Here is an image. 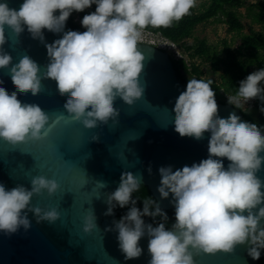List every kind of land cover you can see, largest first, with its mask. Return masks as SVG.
<instances>
[{"label": "clouds", "instance_id": "1", "mask_svg": "<svg viewBox=\"0 0 264 264\" xmlns=\"http://www.w3.org/2000/svg\"><path fill=\"white\" fill-rule=\"evenodd\" d=\"M195 4L196 0H23L15 9L7 0H0V69H8L15 86L10 93L0 86V139L12 145L40 139L48 114L35 103H22L17 94L35 96L42 78L54 80L60 95L67 94L64 109L85 128L109 119L116 122L119 109L113 106L114 100L119 97L132 105L143 92L138 77L144 55L137 47L142 30L168 27L188 15ZM91 5L95 10L80 20L85 31L64 30L73 11ZM5 26L17 36L26 27L33 39L44 43L48 63L42 73L27 55L12 63V56L3 49ZM43 29L62 36L46 43ZM210 85L211 81L188 79L174 103V131L195 139L203 138L206 131L210 136L208 156L199 163L175 171L171 166L158 168L157 192L161 199L172 196L169 202L174 206L175 221L171 228L165 226L167 214L151 197L142 201V208L136 206L133 193L141 183L133 173H121L117 188L107 195L105 215H111L117 206H128L127 212L113 221L112 229L125 260L141 255L138 241L144 236L148 237V264H195L196 254L231 253L236 245H247V255L253 260L260 258L264 249V181L256 173L264 161L259 155L264 151V135L257 124L241 121L234 112L220 117ZM254 98L264 102V67L240 80L236 94L227 96V102L242 109ZM259 110L264 113V103ZM220 158L229 161L226 168ZM30 185L6 189L0 184V231L14 233L21 226L27 230L28 212L37 222L58 219L55 208L42 209L30 203L33 195L42 191L53 194L57 182L40 175L32 177ZM145 216L159 217L160 222L156 226L145 223ZM95 227V216L86 215L83 231Z\"/></svg>", "mask_w": 264, "mask_h": 264}, {"label": "water", "instance_id": "2", "mask_svg": "<svg viewBox=\"0 0 264 264\" xmlns=\"http://www.w3.org/2000/svg\"><path fill=\"white\" fill-rule=\"evenodd\" d=\"M22 2L7 0L9 7L15 9ZM64 30L85 31L74 29L68 19ZM42 31L46 43L62 36L46 29ZM5 37L3 49L12 56V63L27 55L41 68V73L44 71L48 63L44 43L33 39L26 27L17 36L5 26ZM137 47L144 55L138 77L143 92L132 105L119 97L114 100L113 106L119 109L116 122L109 119L105 124L85 128L64 109L67 94L60 95L56 82L50 78L41 79V90L35 96L30 92L17 94L22 103L37 104L49 120L40 139L15 145L0 139V184L6 189L17 185L30 188L34 176L54 179L57 190L51 195L46 191L33 195L30 203L42 209L55 208L59 216L53 222H37L28 212L27 230L21 226L14 233L0 231V264H148L147 236L138 241L141 255L125 260L118 247L117 232L112 230L113 221L119 220L117 212L114 208L111 215L104 214L107 195L117 188L121 173L131 172L140 177L141 185L150 189L160 208L174 209L169 202L171 194L161 199L157 192L158 168L171 166L175 171L207 158L210 133L206 131L203 138L195 139L174 131V103L186 84L178 77L168 51L142 42ZM0 81V86L9 93L15 90L7 68L0 69ZM216 103L220 117L226 118L234 112L241 121L253 123L241 109L229 103ZM261 134L264 135V128ZM259 155L264 156V151ZM220 159L226 168L229 161ZM256 175L264 181V161ZM90 214L95 216L97 227L84 232V218ZM145 223L156 226L149 217ZM246 248L247 245H236L231 253L201 252L193 259L195 264H258L264 249L260 258L253 260Z\"/></svg>", "mask_w": 264, "mask_h": 264}, {"label": "trees", "instance_id": "3", "mask_svg": "<svg viewBox=\"0 0 264 264\" xmlns=\"http://www.w3.org/2000/svg\"><path fill=\"white\" fill-rule=\"evenodd\" d=\"M209 1L208 6H206L203 10H197L195 4V6L190 9L188 15L184 16L179 21H173V23L168 27L147 26L146 29L161 32L165 37L175 41L180 46L182 51L183 49L187 50L191 57H200L209 61L215 72L222 70V82H218L213 78H204L203 70L198 64H189L185 58L173 59L177 75L184 84H187L188 79L192 78L211 81L210 86L213 88L215 93V100L221 103H228L227 96L236 94L239 81L244 79L250 72L255 71L252 68V64L257 61L256 64L258 67H264V31L243 35L241 45L244 48L251 49L252 55H254V57L246 59H242L240 53L232 50L229 46L226 47L225 56H222L204 39L196 43H188L186 38L192 35L193 30L199 23L208 21L214 17H220V15H222L220 19L228 24V29L230 31H241L244 28L238 9L246 4V0ZM248 8L253 10L254 20L260 23L264 30V0L250 3L248 4ZM255 8L256 10L254 12ZM94 10L95 5H91L89 8L79 12V14L83 17V15L87 14V12L90 13ZM76 12L77 11H73L68 17L70 26L74 29L86 30L81 24L75 22L74 19ZM254 100L258 108H260L262 103H264L255 98ZM241 110L247 119L257 124L258 127L264 128L262 127L264 126V113H260L257 117H255L253 112L244 108ZM150 197L156 201V198L146 185H140L138 190L133 193V198L136 199V206L138 208H142V201ZM161 209L168 217V221L165 222L166 228L171 227V224L175 221L174 209ZM115 210L117 212V218L120 219V217L127 212L128 206L126 205L124 208L117 206L115 207ZM147 217L148 216L143 217L144 221ZM149 218L154 224L160 222L159 217H156L155 219L152 217ZM258 264H264V253Z\"/></svg>", "mask_w": 264, "mask_h": 264}, {"label": "rangeland", "instance_id": "4", "mask_svg": "<svg viewBox=\"0 0 264 264\" xmlns=\"http://www.w3.org/2000/svg\"><path fill=\"white\" fill-rule=\"evenodd\" d=\"M257 1L259 0H246V4L238 9L241 20L244 24V28L241 31H230L228 29V24L220 19L222 17V15H220V17H214L208 21L199 23L193 30L192 35L186 38V41L188 43H196L204 39L222 56H225L226 47L229 46L232 50L240 53L242 59L254 57L251 49L244 48L241 43L243 41L244 34L264 31L261 24L254 20L253 10L248 8V4L255 3ZM209 2V0H196V9L203 10L206 6H208ZM255 10L256 8L254 9V12ZM88 13L89 12H87V14ZM77 15L78 12L76 13V16ZM81 19L82 17H80L79 21ZM182 55L189 64L196 63L200 66L203 70L204 78H213L218 82H222V70L215 72L209 61L200 57H191L190 53L184 49ZM256 62L257 61L252 64V68L254 70L260 68ZM254 101V99L249 100L243 108L253 112L255 117H257L261 112Z\"/></svg>", "mask_w": 264, "mask_h": 264}, {"label": "built area", "instance_id": "5", "mask_svg": "<svg viewBox=\"0 0 264 264\" xmlns=\"http://www.w3.org/2000/svg\"><path fill=\"white\" fill-rule=\"evenodd\" d=\"M77 13V12H76ZM75 13V22H77L78 24H80V14L78 12V15L76 16ZM139 42L142 43H147L153 46H156L160 49L166 50L169 52L170 56L173 59H180V58H184L182 55V49L180 48V46L173 40L165 37L161 32H156L150 29H143L142 30V35L141 38L139 40Z\"/></svg>", "mask_w": 264, "mask_h": 264}]
</instances>
